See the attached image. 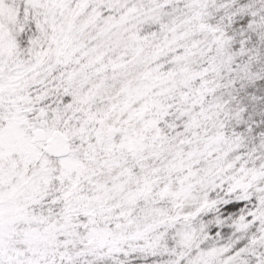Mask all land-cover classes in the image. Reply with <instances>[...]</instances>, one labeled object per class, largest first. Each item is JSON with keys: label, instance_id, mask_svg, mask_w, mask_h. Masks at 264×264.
I'll return each mask as SVG.
<instances>
[{"label": "snow or ice", "instance_id": "obj_1", "mask_svg": "<svg viewBox=\"0 0 264 264\" xmlns=\"http://www.w3.org/2000/svg\"><path fill=\"white\" fill-rule=\"evenodd\" d=\"M0 264H264V0H0Z\"/></svg>", "mask_w": 264, "mask_h": 264}]
</instances>
